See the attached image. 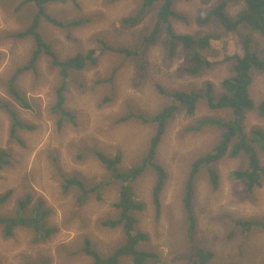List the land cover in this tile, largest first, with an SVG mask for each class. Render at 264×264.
Returning <instances> with one entry per match:
<instances>
[{"label":"rangeland","instance_id":"obj_1","mask_svg":"<svg viewBox=\"0 0 264 264\" xmlns=\"http://www.w3.org/2000/svg\"><path fill=\"white\" fill-rule=\"evenodd\" d=\"M23 0H0V102L13 105L33 131H20L21 145L9 136L11 120L0 105V148L10 151L11 164L0 169V193L12 190L9 202L0 208V215H11L17 201L25 195L45 201L51 214L48 222L58 231L49 240L35 244L33 234L18 228L11 238H5L0 228V264H92L84 252L89 239L103 257L111 255L124 242L120 229H110L102 222L116 218L114 204L118 187L104 190L101 199L92 196L85 204L78 202L77 192L64 193L59 169L88 185L108 179L104 166L93 156L80 158L84 149L99 150L109 156H122L120 167L137 164L147 152L156 125L142 119L121 121L130 114L151 118L174 102L167 94L179 90L203 91L211 82L218 97L223 93L222 82L232 75L234 58L242 56L243 43L250 38V47L264 59V35L240 26L228 31L218 19L201 23L198 17L225 0H180L175 11L174 31L194 37L211 34L212 46L202 55L214 66L198 75L189 72L191 61L182 44L177 54L168 53V35L153 44H144L155 23L160 3L142 15V0H57L47 6L48 13L64 23L82 21L78 26L63 28L46 20L41 22L45 41L53 45L60 59L95 50L97 65L71 72V84L66 93L67 108L75 121L59 129L51 113L55 89L60 76L47 56H42L35 72L20 77L18 87L28 98L31 109L14 104L8 95L7 83L15 70L27 64L33 46L32 39L19 41L11 35L31 22L36 4L31 2L16 10ZM245 10L242 2H228L227 13L236 18ZM137 18L138 23H126ZM30 43V44H29ZM107 46L112 50H106ZM117 49H139V55L127 57ZM167 93L163 94L161 88ZM256 105L264 102V69L252 72L249 87ZM16 105V106H15ZM230 110H212L203 99L195 116L180 107L169 120L157 150V161L165 168L168 178L161 195V212L153 201L156 175L152 169L134 184L138 201L145 210L137 214V229L149 235L148 242L138 244L139 251L154 252L166 264H188L190 244L187 236L183 195L186 180L194 162L208 154L219 142L220 131L206 126L196 127L204 118H228ZM245 125L264 128V119L249 112ZM27 141V142H26ZM21 149V150H20ZM264 166V156H261ZM246 157L225 158L217 166L221 185L213 190L205 171L196 183L194 210L197 217L195 243L215 253L214 264H263L264 231L244 232L235 226L238 220H264V184L253 194L245 191L242 181L232 179L236 170L247 169ZM69 172V173H68ZM122 264H133L130 258Z\"/></svg>","mask_w":264,"mask_h":264},{"label":"trees","instance_id":"obj_2","mask_svg":"<svg viewBox=\"0 0 264 264\" xmlns=\"http://www.w3.org/2000/svg\"><path fill=\"white\" fill-rule=\"evenodd\" d=\"M55 1L57 0H23L17 7L16 10L20 11L31 2L36 4V12L32 21H29L26 28L11 35L12 38L19 41L32 39L33 46L28 63L15 70L7 83V87L8 95L14 101V104H18L23 109H31L28 98L18 87V81L27 72L37 70V64L42 56L49 57L52 66L58 69L60 76L59 84L55 89V103L51 107V113L56 118L57 127L61 129L65 123L75 121L74 113L67 108L66 104V93L72 82L70 80L71 72L85 70L90 64L97 65L98 57L95 50H90L88 53H78L73 57L60 59L54 51L53 45L45 41L46 39L41 32L42 20L63 28L82 24L80 20L64 23L52 17L47 12V6ZM178 1L180 0H142L140 15L160 3L152 31L144 38L143 43H155L162 35L163 29H165L168 35L169 55L171 57L176 56L178 47L182 44L188 51V57L192 63L189 72L198 75L214 66L209 58L202 55V52L211 48L214 36L207 34L194 37L187 34H177L173 28V19L183 18L175 11V5ZM228 2H242L245 5V10L236 18H231L226 11ZM213 19H218L220 24L228 31H237L240 26H245L253 32L264 35V0H225L198 17V21L201 23L211 22ZM125 22L137 24L138 19L127 18ZM243 41L244 54L242 56L235 54L230 57V59L234 58L235 60L232 75L222 82L224 91L218 97L213 91L214 85L207 82L204 84L203 91L200 92L179 90L167 94L173 98L174 102L151 118L142 114H130L121 119V121L142 119L156 125V131L148 143L147 152L137 164L124 170L123 167H120L123 161L121 155L109 156L99 150L84 149L80 158L85 159L91 155L97 159L107 172V180L104 179L96 185H88L59 169L64 193L77 192L80 205L85 204L94 195L101 199L104 190L112 185L118 187V201L114 204L118 216L104 220L102 224L110 229H120L124 236V242L111 255L103 257L93 248L92 242L86 239L84 252L92 258V264H122V261L126 258H130L133 264H166L158 254L137 249L139 243L149 241V235L137 229V214L145 210V204L137 200L134 184L149 169L154 171L156 181L153 188V201L157 216H159L161 212V195L168 178L165 168L157 161L159 144L163 139L169 120L175 116L180 107H185L187 114L195 116L199 103L203 99L207 100L208 106L212 110H230L231 112L227 119L209 117L199 121V125L196 127L198 130L206 126L215 127L221 132L220 139L208 154L194 162L186 180L183 195L188 227L187 236L190 244L188 264H214L215 253L195 243L197 217L194 210V199L199 176L205 171L211 188L218 190L221 185L218 164L227 157L235 159L244 156L248 160L247 169L234 171L231 174L232 179L242 181L248 194H253L257 187L264 184V166L261 163V156H264V128L253 127L247 131L245 125L246 116L252 111H255L258 116L264 119V102L256 105L249 93V87L252 83L251 73L252 71L264 69V59L260 58L250 47L249 37H246ZM104 48L112 50L107 46ZM114 52L127 57H134L138 56L140 51L139 49H117ZM161 91L163 94L167 93L163 88H161ZM0 105L5 107L11 120L9 133L11 141L23 145L24 140L20 136V131H33L35 126L22 119L18 109L13 105L5 102H0ZM11 158L12 155L9 150L0 148V169L8 167L11 164ZM12 196V190L0 193V208L7 204ZM50 214L51 211L47 208L44 200H35L31 195H25L17 201L11 215H0V228L5 238L13 237L15 230L18 228H25L32 232L33 243H43L58 231L57 227L51 226L48 222ZM234 224L244 232L264 231V220L260 219L238 220Z\"/></svg>","mask_w":264,"mask_h":264},{"label":"clouds","instance_id":"obj_3","mask_svg":"<svg viewBox=\"0 0 264 264\" xmlns=\"http://www.w3.org/2000/svg\"><path fill=\"white\" fill-rule=\"evenodd\" d=\"M47 12H48V11H47ZM187 35H189V34H187ZM258 71H259V70H258ZM252 72H253V71H252ZM251 74H252V73H251ZM250 86H251V85H250ZM249 93H250V92H249ZM261 103H262V102H261ZM261 103H260V104H261ZM252 112H255V111H252Z\"/></svg>","mask_w":264,"mask_h":264},{"label":"bare ground","instance_id":"obj_4","mask_svg":"<svg viewBox=\"0 0 264 264\" xmlns=\"http://www.w3.org/2000/svg\"><path fill=\"white\" fill-rule=\"evenodd\" d=\"M212 1V0H211ZM30 44V43H29ZM27 142V141H26ZM21 150V149H20ZM69 173V172H68Z\"/></svg>","mask_w":264,"mask_h":264}]
</instances>
